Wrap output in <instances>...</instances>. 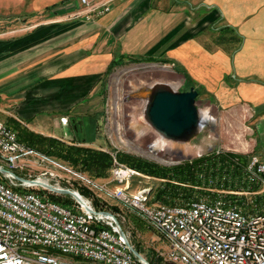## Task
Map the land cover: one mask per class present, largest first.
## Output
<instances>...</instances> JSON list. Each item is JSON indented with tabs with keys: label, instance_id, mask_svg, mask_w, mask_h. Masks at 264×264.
I'll use <instances>...</instances> for the list:
<instances>
[{
	"label": "crops",
	"instance_id": "1",
	"mask_svg": "<svg viewBox=\"0 0 264 264\" xmlns=\"http://www.w3.org/2000/svg\"><path fill=\"white\" fill-rule=\"evenodd\" d=\"M110 6L90 11L80 0H0L2 121L104 148L111 68L138 56L173 66L185 87L215 104L221 125L243 123L235 132L222 125L220 140L254 136L264 149V0Z\"/></svg>",
	"mask_w": 264,
	"mask_h": 264
},
{
	"label": "built area",
	"instance_id": "2",
	"mask_svg": "<svg viewBox=\"0 0 264 264\" xmlns=\"http://www.w3.org/2000/svg\"><path fill=\"white\" fill-rule=\"evenodd\" d=\"M80 1L90 11L102 6L107 11L112 0ZM158 143L166 147L168 141L156 135L150 148ZM36 154L34 146L21 141L18 132L0 119V167L9 170L0 171V264H149L130 249L128 242L133 243L126 232L121 234L116 216L97 208L79 188L52 183L48 175L57 177L55 172L44 170L34 178L16 173L25 179L11 173L24 168ZM49 159L42 155V161ZM115 167L121 181L140 173L120 163ZM75 173L84 183L98 187ZM244 176L246 190L234 192L253 193L251 208L231 196L169 205L151 202L149 188L128 195L120 188L110 192L100 187L135 209L165 237L171 264H264V151L250 155ZM34 179L70 188L81 199L73 196V202L61 203L50 196L61 193L30 181Z\"/></svg>",
	"mask_w": 264,
	"mask_h": 264
},
{
	"label": "rangeland",
	"instance_id": "3",
	"mask_svg": "<svg viewBox=\"0 0 264 264\" xmlns=\"http://www.w3.org/2000/svg\"><path fill=\"white\" fill-rule=\"evenodd\" d=\"M13 14L16 15L17 13L13 12L11 17L15 16ZM147 62L148 61L130 62L128 59H123L121 64L111 69L110 76L108 78L109 92L106 114L107 119L104 123H102V128H105V131L107 132V145H105L106 147L102 149L111 152L114 150L130 152L139 156L147 157L153 161H157L167 166L181 163L183 160L205 156L214 151L216 153H237L240 156H250L252 154L263 153L264 149L262 151L260 150L261 138L254 136H250L248 138L235 136L234 138H225L220 140V136L218 135L223 128H221L222 125H225L227 129H232V131L235 132L241 129L243 123L236 120L234 122L225 124L223 123L221 125L218 120V116L220 114L219 110L216 108L215 104L206 101L207 96L205 95L201 96V98L199 97L200 95H198L200 107L204 110V108L208 105L214 110V114H212L210 122H207L204 129L198 135H195L192 140L185 143H178L170 139H165L168 141L166 147L163 146L162 143H158V145H155L154 148H150V143L153 141L154 137L159 134L154 128H152V126H150L145 118V113H143V108L145 106V99L143 95L145 94L146 85H149L155 81L166 80L170 81L171 84H174L177 88L183 87L185 90H189L190 88L189 86L185 87L183 84L184 77L182 74L177 72L173 66L169 64L150 61L151 63H155L159 66H168V68L171 69V73L169 72L168 74H161L159 72L147 74L139 72L140 69L145 68L144 65H148ZM121 70H124L123 74L120 76V89L118 90V94L121 97V106L119 111H117L115 109L116 90L114 87V78L116 75L115 73ZM214 119H217V121H214ZM86 136H91V134L88 132ZM86 136L82 135V138H85ZM121 138H123L126 142L123 143ZM65 142L70 144L77 143L75 138L69 141L65 140ZM126 143H130V145L127 144L126 146ZM78 144L84 145L83 143ZM162 147L165 148L164 151L161 150ZM262 148H264V146H262ZM37 151L38 154L41 155H34L30 162H27L24 168L16 170L15 173L22 174L27 177L31 176L34 178L40 175L42 171L48 170L55 172L58 175L57 177L48 175L52 183L59 182V184H62L65 187L69 186L77 189L80 188V185L87 187L91 190V195H83L92 199L96 206L97 204L95 200L98 199L101 204L97 206V208L100 207L99 209H101L104 207L101 210L110 211L117 217L118 221L122 225L123 230L130 237L131 242L134 244L136 249H140L139 251L145 256V258H147L149 262H151L150 259L152 255L155 254V257H161V259H163V262H160V264H171L166 257L169 247L165 237L157 232V230L154 229L151 224L135 209L126 207L119 198L109 196L105 189L100 187L104 186L110 192H115L116 189L120 188L123 189L128 195L135 194L138 191L143 190V188H149V191L147 192L149 194L150 201L157 203L160 201L156 200L155 191L158 186L161 185L163 180L157 177L154 178L139 171V174H132L128 179L121 181L116 177L117 168L115 165H119V161H117L118 163L114 161V166L111 168L112 170L108 177L94 178L89 173H85L81 170L73 168L61 158L59 159L57 157L48 155L47 153L45 154L39 150ZM42 155H47L51 159L42 161ZM185 157L186 159H183ZM1 163L3 162L0 160V164ZM218 168H216V171H218ZM75 171L83 174L87 178H90L98 185V187L91 185L90 183H84L83 180L75 173ZM199 173L200 178H202V180L205 182L194 187V196L190 197L188 200L197 198L211 200V198L231 196L237 198V202L242 203L246 207L251 208L254 204L252 203L253 199L255 198L253 193L237 194L234 192L238 190H246L245 187L247 186V183L244 176V169L242 170L240 176H233L234 173L226 172H223L221 177L212 174L206 176L204 171ZM254 187L256 188V186ZM60 195H69L73 199V196L70 194L61 193ZM151 263L153 264V262Z\"/></svg>",
	"mask_w": 264,
	"mask_h": 264
},
{
	"label": "trees",
	"instance_id": "4",
	"mask_svg": "<svg viewBox=\"0 0 264 264\" xmlns=\"http://www.w3.org/2000/svg\"><path fill=\"white\" fill-rule=\"evenodd\" d=\"M126 58L130 62L153 60L138 56ZM122 62L114 64L113 67ZM8 124L18 132L21 141L30 146H34L37 150L45 154L47 153L48 155L63 159L73 168L89 173L94 178L108 177L112 170L111 168L114 166L115 158L120 163L135 168L141 173L143 172L154 178L157 177L163 180V182L155 191L156 200L170 205L184 203L190 197L194 196V187L205 182L200 178L199 172L204 171L206 176L212 174L221 177L223 172L234 173L233 176H240L250 157L240 156L237 153H216L214 151L205 156L183 160L181 163L167 166L130 152L120 150L111 152L89 145L86 146L78 143L70 144L63 140L30 130L28 127L14 120H11ZM216 168H218V171H216ZM79 190L86 196L91 195V190L83 185H80ZM50 196L65 204L74 201L69 195L51 193ZM95 202L97 206L101 204L98 199ZM150 260L153 264L163 262V259L161 257H155V254L152 255Z\"/></svg>",
	"mask_w": 264,
	"mask_h": 264
},
{
	"label": "water",
	"instance_id": "5",
	"mask_svg": "<svg viewBox=\"0 0 264 264\" xmlns=\"http://www.w3.org/2000/svg\"><path fill=\"white\" fill-rule=\"evenodd\" d=\"M151 62H147L150 64ZM198 90L195 86H192L189 90L177 88L174 84L168 81H155L145 87V106L143 113L147 122L155 129V131L161 135L164 139H170L178 143L189 142L195 135H198L205 127L204 123V110L200 107V100L198 98ZM183 159H186L183 158ZM2 173L9 172L7 168L0 167ZM13 173L18 179H25L21 175ZM32 183H40L52 190L59 193L70 194L78 199L77 192H74L70 188H57L51 184L42 183L37 179L30 180ZM105 213L115 215L110 211H104ZM116 218V217H115ZM117 222L118 219H116ZM120 232L123 235L125 231L122 228L121 223ZM130 249L140 257L141 259L149 262L144 258L142 253L136 249V247L128 242ZM149 264H152L149 262Z\"/></svg>",
	"mask_w": 264,
	"mask_h": 264
},
{
	"label": "bare ground",
	"instance_id": "6",
	"mask_svg": "<svg viewBox=\"0 0 264 264\" xmlns=\"http://www.w3.org/2000/svg\"><path fill=\"white\" fill-rule=\"evenodd\" d=\"M144 66H145V68L144 69H140L139 72L147 73V74H151L153 72H159L161 74H164V73L168 74L169 72L171 73V69H169L165 65L164 66H159V65H157L155 63H150V64L144 65ZM132 67H135V66H132ZM124 70H126V69H124ZM124 70H121V71H118L117 73H115L116 75H115V78H114V87H115V90H116V92H115L116 93V96H115V101H116L115 102V109L117 111H119L120 106H121V97L118 94V90L120 89V86H119L120 81H121V77L120 76L123 74ZM209 108H210L209 106L207 107V109L204 108V123H206V124H207V122L210 121L211 116H212ZM121 141H123V143L126 142V141H124L123 138H121ZM127 144L130 145V143H126V146H127Z\"/></svg>",
	"mask_w": 264,
	"mask_h": 264
}]
</instances>
